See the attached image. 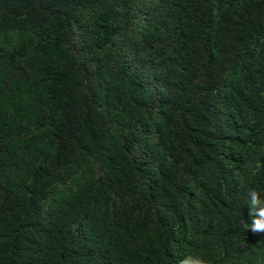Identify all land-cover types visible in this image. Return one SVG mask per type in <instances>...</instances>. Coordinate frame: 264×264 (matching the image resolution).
Listing matches in <instances>:
<instances>
[{"label": "trees", "instance_id": "16d2710c", "mask_svg": "<svg viewBox=\"0 0 264 264\" xmlns=\"http://www.w3.org/2000/svg\"><path fill=\"white\" fill-rule=\"evenodd\" d=\"M264 0H0V264H264Z\"/></svg>", "mask_w": 264, "mask_h": 264}, {"label": "clouds", "instance_id": "9594fccd", "mask_svg": "<svg viewBox=\"0 0 264 264\" xmlns=\"http://www.w3.org/2000/svg\"><path fill=\"white\" fill-rule=\"evenodd\" d=\"M262 226H264V225H262L260 222H256L255 225H254V227H255L257 230L260 229Z\"/></svg>", "mask_w": 264, "mask_h": 264}]
</instances>
